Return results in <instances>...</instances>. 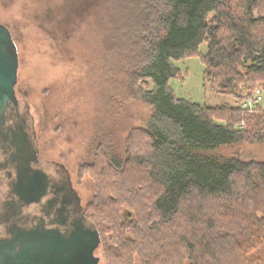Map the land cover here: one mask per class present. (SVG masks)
<instances>
[{"label": "trees", "instance_id": "trees-1", "mask_svg": "<svg viewBox=\"0 0 264 264\" xmlns=\"http://www.w3.org/2000/svg\"><path fill=\"white\" fill-rule=\"evenodd\" d=\"M92 4L112 41L106 70L117 97L151 110L141 130L146 153L135 143L123 160L111 148L104 153L120 181L113 191L96 188V215L84 211L99 242L105 232L117 235L114 264H129L130 253H141L144 264H251L252 251L264 243V163L209 152L264 142V109L258 100L242 112L244 95L237 92L244 83L248 93L264 90V0H83L77 8L87 13ZM194 56L205 79L236 105L201 106L174 96L173 62ZM119 202L133 206L134 218L115 230L106 221L101 226L100 216L119 218Z\"/></svg>", "mask_w": 264, "mask_h": 264}, {"label": "rangeland", "instance_id": "rangeland-1", "mask_svg": "<svg viewBox=\"0 0 264 264\" xmlns=\"http://www.w3.org/2000/svg\"><path fill=\"white\" fill-rule=\"evenodd\" d=\"M82 2L0 0V24L11 33L18 58L14 91L16 98L28 107L38 150L44 159L64 166L83 212L92 217L96 215V188L114 187L120 181L118 174L105 165V151L111 148L123 160L127 151L132 154L131 143H135L137 151L146 153L147 139L141 130L151 110L140 100L117 97L106 70L112 41L96 22L97 6L92 4L89 12L83 13L77 8ZM232 4L238 6L236 1ZM205 50L206 45L202 44L198 52L203 54ZM173 64L179 75L170 79L168 85L176 98L201 106L236 105L235 98L222 95L213 80L205 79L198 56ZM247 90L244 83L237 92L244 95ZM258 104L264 109V90L260 91ZM209 153L220 159L236 157L244 162L264 163V142H238ZM132 166L127 161L125 171ZM140 168L142 173L145 169ZM106 191L113 190L110 187ZM115 205L119 218L112 214L108 221L109 216H100L101 226L106 221L115 230L119 221L124 223L128 216L134 218L133 213H128L133 206L120 202ZM116 236L114 231L103 233L94 251L98 264H114L112 249L120 246ZM130 254L129 264L146 261L141 253ZM250 256L254 260L251 264H264V243Z\"/></svg>", "mask_w": 264, "mask_h": 264}, {"label": "water", "instance_id": "water-1", "mask_svg": "<svg viewBox=\"0 0 264 264\" xmlns=\"http://www.w3.org/2000/svg\"><path fill=\"white\" fill-rule=\"evenodd\" d=\"M17 68L11 33L0 24V119L12 117L0 126V264H98V232L67 171L34 143L32 117L14 91Z\"/></svg>", "mask_w": 264, "mask_h": 264}, {"label": "built area", "instance_id": "built-area-1", "mask_svg": "<svg viewBox=\"0 0 264 264\" xmlns=\"http://www.w3.org/2000/svg\"><path fill=\"white\" fill-rule=\"evenodd\" d=\"M259 94H260L259 89H255L252 93L246 92L244 94V99L241 100L238 105L241 111L247 112V111L252 110L254 104L259 100Z\"/></svg>", "mask_w": 264, "mask_h": 264}, {"label": "flooded vegetation", "instance_id": "flooded-vegetation-1", "mask_svg": "<svg viewBox=\"0 0 264 264\" xmlns=\"http://www.w3.org/2000/svg\"><path fill=\"white\" fill-rule=\"evenodd\" d=\"M11 118H12V117H10V116H9V118L6 117V116L2 117V118L0 119V126H1L2 124L6 125L7 123H9V119L11 120ZM34 135H35V133H34ZM34 143L36 144V147H37V149H38V146H37V143H36V135H35V137H34ZM5 151H6V148H5ZM5 151H3V150L0 148V156H1L2 154H4ZM38 152H39V150H38ZM39 154H40V152H39ZM40 157L43 158V157L41 156V154H40ZM43 159H44V158H43ZM53 198H54L53 196L50 197V199H53ZM60 208H61V207H60ZM0 210H1V209H0ZM58 210H60V209H58ZM0 219H1V218H0Z\"/></svg>", "mask_w": 264, "mask_h": 264}]
</instances>
